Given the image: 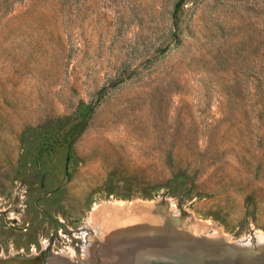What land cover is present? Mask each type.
I'll list each match as a JSON object with an SVG mask.
<instances>
[{"label":"rangeland","instance_id":"374dc122","mask_svg":"<svg viewBox=\"0 0 264 264\" xmlns=\"http://www.w3.org/2000/svg\"><path fill=\"white\" fill-rule=\"evenodd\" d=\"M0 264H264V0H0Z\"/></svg>","mask_w":264,"mask_h":264}]
</instances>
